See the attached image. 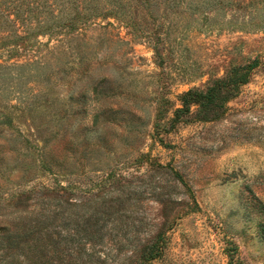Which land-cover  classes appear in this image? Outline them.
Listing matches in <instances>:
<instances>
[{
  "label": "rangeland",
  "instance_id": "1",
  "mask_svg": "<svg viewBox=\"0 0 264 264\" xmlns=\"http://www.w3.org/2000/svg\"><path fill=\"white\" fill-rule=\"evenodd\" d=\"M57 198L65 264H264V0H0V235Z\"/></svg>",
  "mask_w": 264,
  "mask_h": 264
},
{
  "label": "trees",
  "instance_id": "2",
  "mask_svg": "<svg viewBox=\"0 0 264 264\" xmlns=\"http://www.w3.org/2000/svg\"><path fill=\"white\" fill-rule=\"evenodd\" d=\"M59 198L46 203L33 215H21L16 230H6L0 235L4 252L0 264H18L22 262L21 254L32 260V264H65L66 211Z\"/></svg>",
  "mask_w": 264,
  "mask_h": 264
}]
</instances>
